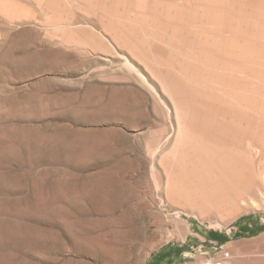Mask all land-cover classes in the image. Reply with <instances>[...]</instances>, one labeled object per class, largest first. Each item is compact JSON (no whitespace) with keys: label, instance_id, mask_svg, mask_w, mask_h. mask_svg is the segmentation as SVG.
Returning <instances> with one entry per match:
<instances>
[{"label":"rangeland","instance_id":"obj_1","mask_svg":"<svg viewBox=\"0 0 264 264\" xmlns=\"http://www.w3.org/2000/svg\"><path fill=\"white\" fill-rule=\"evenodd\" d=\"M259 218L264 0H0V264H192Z\"/></svg>","mask_w":264,"mask_h":264},{"label":"crops","instance_id":"obj_2","mask_svg":"<svg viewBox=\"0 0 264 264\" xmlns=\"http://www.w3.org/2000/svg\"><path fill=\"white\" fill-rule=\"evenodd\" d=\"M264 219H254V222L242 221L238 225L223 229L194 227L186 235L185 240L176 247L184 258H191L192 264H263L264 260V229L261 230ZM190 237L192 248H186L187 237ZM157 258L165 254L159 250ZM228 256L224 257V253ZM153 260V259H151ZM161 264H172L168 257ZM155 262V258H154ZM157 261L155 262V264Z\"/></svg>","mask_w":264,"mask_h":264},{"label":"built area","instance_id":"obj_3","mask_svg":"<svg viewBox=\"0 0 264 264\" xmlns=\"http://www.w3.org/2000/svg\"><path fill=\"white\" fill-rule=\"evenodd\" d=\"M228 254H229L228 252H225V253H224V257H227ZM180 264H189V263H187V262H182V263H180Z\"/></svg>","mask_w":264,"mask_h":264},{"label":"trees","instance_id":"obj_4","mask_svg":"<svg viewBox=\"0 0 264 264\" xmlns=\"http://www.w3.org/2000/svg\"><path fill=\"white\" fill-rule=\"evenodd\" d=\"M263 229H264V227L262 226V227H261V230H263Z\"/></svg>","mask_w":264,"mask_h":264}]
</instances>
